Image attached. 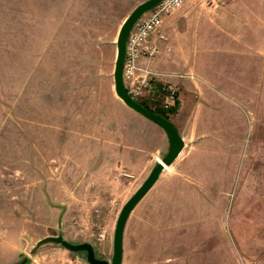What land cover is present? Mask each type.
<instances>
[{"label":"rangeland","instance_id":"374dc122","mask_svg":"<svg viewBox=\"0 0 264 264\" xmlns=\"http://www.w3.org/2000/svg\"><path fill=\"white\" fill-rule=\"evenodd\" d=\"M143 1L0 0V264H89L84 251L53 242L32 251L59 234L112 261L119 211L162 160L125 171L113 163L122 156L109 165L105 156L108 133L135 126L113 68L120 25ZM183 7L234 17L216 20L233 30L240 59L221 50L230 43L220 46L218 34L192 67L209 98L200 120L215 133L235 124L245 156L238 168L219 156L163 168L128 216L121 264H264V151L249 156L264 140V0Z\"/></svg>","mask_w":264,"mask_h":264},{"label":"crops","instance_id":"0c3cea01","mask_svg":"<svg viewBox=\"0 0 264 264\" xmlns=\"http://www.w3.org/2000/svg\"><path fill=\"white\" fill-rule=\"evenodd\" d=\"M212 13V11L191 7L175 9L163 17L161 32L164 34L165 39L156 40L159 51L154 63L156 65L164 64L165 66H170L166 69L169 72L160 73L166 74L165 79L174 83L178 87L179 93L178 108L169 120L181 137L183 147L169 167L178 165L181 162L188 163L192 160L191 156H219L220 161L225 163L227 168L233 166L238 168L237 161L239 156H241L240 159L245 156L244 137L238 136L235 124L230 129L225 125L222 132L215 133L209 129L207 119L200 120V114L205 110V104L209 102V98L199 83L203 82V78L196 74L195 71L198 68L193 69V67L195 68V60L197 62L198 57H205L203 54L207 51L205 50L206 44L218 34L219 41L222 42L220 46L230 43L229 49L224 47L221 50H226L235 60L240 59L238 57L241 45L235 40L227 39L229 35L233 34V30L229 31L227 28L222 27L216 20L217 16L224 17V20L227 21L234 20V17L228 15V12H222L223 14L220 12L215 16ZM213 17L216 20L215 22H213ZM221 33L224 41L220 39L222 38ZM232 103L240 108L236 103ZM127 109H129L127 110L129 111V116L135 117V126L132 125V122H129L124 124L123 131L113 130L111 131V136L108 133L106 150L109 153L105 155L108 157V165L111 158L116 161V156H122V160L113 161V163L116 169L121 168L125 171L132 168L133 163L137 164L141 161L145 164V167L150 166L151 156L157 155L163 158L169 148L167 135L160 126L132 109L128 107ZM236 110L239 109L236 108ZM240 111L244 115L243 109ZM133 127L136 130L135 132L132 131ZM208 136L210 137L208 138ZM260 138V144L255 145L249 156H257L258 152L262 155L264 140L262 137ZM95 143H98L96 148L99 155L100 142ZM132 156L141 157L132 158Z\"/></svg>","mask_w":264,"mask_h":264},{"label":"water","instance_id":"95a60500","mask_svg":"<svg viewBox=\"0 0 264 264\" xmlns=\"http://www.w3.org/2000/svg\"><path fill=\"white\" fill-rule=\"evenodd\" d=\"M162 0H145L139 3L133 8V10L124 18L120 25L117 38H116V56L113 68V81H114V92L116 96L130 109L139 113L148 120L154 122L160 126L167 135L169 148L167 153L162 158V163L156 164L139 186V188L130 196V198L123 204L119 214L117 216L115 227L113 231V257L112 261L108 262L104 259H99L95 256L93 246L88 242L82 243H71L62 235H49L38 240L33 247L32 251L36 250L39 246L46 243H57L64 248L77 252L84 251L86 253V260L89 264H121L122 253H123V232L126 221L129 214L135 207V205L141 200V198L147 193V191L156 182L159 175L163 170V164L170 165L177 157L183 147V141L179 136L176 128L169 119H166L160 114L153 112L152 110L144 107L139 102L133 100L126 92L123 79L122 70L125 57L126 40L129 32L135 23L143 16L146 12L151 10Z\"/></svg>","mask_w":264,"mask_h":264},{"label":"built area","instance_id":"2783aa9c","mask_svg":"<svg viewBox=\"0 0 264 264\" xmlns=\"http://www.w3.org/2000/svg\"><path fill=\"white\" fill-rule=\"evenodd\" d=\"M182 4L183 0H162L146 12L132 27L125 47L122 79L127 94L139 103L158 106L167 114L178 108V87L166 80L165 74L155 71L151 63L159 51L156 40L165 39L161 33L163 17ZM160 160L157 158V163H162ZM102 238L103 234H99L98 239Z\"/></svg>","mask_w":264,"mask_h":264},{"label":"trees","instance_id":"16d2710c","mask_svg":"<svg viewBox=\"0 0 264 264\" xmlns=\"http://www.w3.org/2000/svg\"><path fill=\"white\" fill-rule=\"evenodd\" d=\"M142 105H144V104H142ZM144 106H145V105H144ZM145 107H146V106H145ZM148 109H150V108H148ZM150 110H152V109H150ZM153 112L162 115V116L165 117L166 119H169V116H168L167 112L164 111V110H162V109L153 110Z\"/></svg>","mask_w":264,"mask_h":264},{"label":"bare ground","instance_id":"6f19581e","mask_svg":"<svg viewBox=\"0 0 264 264\" xmlns=\"http://www.w3.org/2000/svg\"><path fill=\"white\" fill-rule=\"evenodd\" d=\"M160 160V159H159ZM160 162H161V160H160ZM163 167L164 168H169L167 165H165V164H163Z\"/></svg>","mask_w":264,"mask_h":264}]
</instances>
